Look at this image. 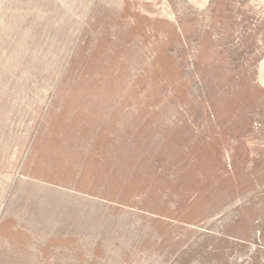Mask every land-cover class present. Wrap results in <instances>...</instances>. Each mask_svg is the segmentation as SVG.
I'll return each mask as SVG.
<instances>
[{
	"label": "rangeland",
	"instance_id": "obj_1",
	"mask_svg": "<svg viewBox=\"0 0 264 264\" xmlns=\"http://www.w3.org/2000/svg\"><path fill=\"white\" fill-rule=\"evenodd\" d=\"M0 264H264V0H0Z\"/></svg>",
	"mask_w": 264,
	"mask_h": 264
}]
</instances>
